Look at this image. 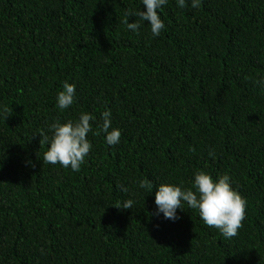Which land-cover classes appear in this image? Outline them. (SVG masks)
Listing matches in <instances>:
<instances>
[{
	"label": "trees",
	"instance_id": "16d2710c",
	"mask_svg": "<svg viewBox=\"0 0 264 264\" xmlns=\"http://www.w3.org/2000/svg\"><path fill=\"white\" fill-rule=\"evenodd\" d=\"M186 4L158 9L154 37L123 23L142 0H0V264H264V0ZM107 110L114 146L95 134ZM82 113L96 119L80 170L44 163L39 133ZM201 170L246 198L237 236L186 203L151 215L160 184Z\"/></svg>",
	"mask_w": 264,
	"mask_h": 264
},
{
	"label": "clouds",
	"instance_id": "9594fccd",
	"mask_svg": "<svg viewBox=\"0 0 264 264\" xmlns=\"http://www.w3.org/2000/svg\"><path fill=\"white\" fill-rule=\"evenodd\" d=\"M167 0H142L146 11H129L127 17H138L134 23H129L126 18L123 23L133 32L139 31L142 22L150 24L151 33L154 37L160 36L165 24L158 14V9L166 5ZM178 6L184 8L187 6L186 0H178ZM191 6L198 8L200 0H191ZM256 83L264 86V80ZM76 86L65 82L63 90L58 93L57 107L61 110L69 108L75 101ZM6 114L5 119L11 112L7 107L3 109ZM103 124L100 132L106 134V142L110 146L117 145L120 142L121 131L111 129V111L102 113ZM96 118L89 113H82L78 121L68 120L66 123L54 122L50 125L53 132L51 139L41 131V147L49 144L48 150L44 154L43 162L48 164H60L64 168H71L73 171H79L81 165L85 163V157L90 153L92 145L88 139V134L92 131V121ZM194 151V149H193ZM214 152L210 151L209 156L214 157ZM39 157V156H38ZM123 188V186H120ZM139 187L147 189L150 193L154 185L147 180L139 181ZM195 189V190H193ZM127 191L126 188H123ZM134 201L129 199L121 204L118 202L114 207L125 210L132 208ZM190 209L199 211L200 219L209 227L217 228L225 238H232L238 235V230L243 227V221L246 219L247 200L237 190L233 189L231 178L224 174L214 180L206 171H197L194 177V183L191 188H183L173 184H160L155 192V204L157 211L151 215L158 216L163 213L164 218L172 221L178 220L177 210H185L184 204Z\"/></svg>",
	"mask_w": 264,
	"mask_h": 264
}]
</instances>
